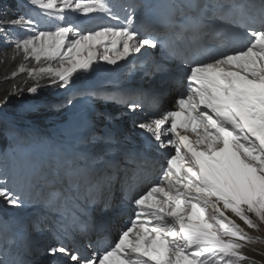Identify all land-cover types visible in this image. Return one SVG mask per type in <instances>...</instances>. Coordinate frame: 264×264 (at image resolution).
<instances>
[{
    "label": "snow or ice",
    "instance_id": "1",
    "mask_svg": "<svg viewBox=\"0 0 264 264\" xmlns=\"http://www.w3.org/2000/svg\"><path fill=\"white\" fill-rule=\"evenodd\" d=\"M27 3L57 21L54 30H40L37 21L26 14L0 20L6 54L10 49L9 59L14 62L20 57L22 61L11 77L26 73L37 82L27 88L29 93H37L40 79L49 78L53 86L67 88L75 74L91 71L94 63L116 65L142 49L158 47L163 59L176 64V70L157 63L156 72L177 83V73L182 72L186 81L176 110L136 124L158 148H172L174 154L167 157L156 183L129 197L134 206L131 226L103 252L82 255L61 245L49 248L48 255H62L72 264L246 261L242 250L255 239L246 228L258 231L264 223V0H260L258 13L232 6L227 12L196 18L191 27L199 39L190 55L177 53L153 35L154 26L152 32L142 34L131 27L130 19L129 27L81 30L65 26L69 11L101 13L118 20L108 0ZM16 28L28 34L14 38ZM166 30L162 27L160 34ZM12 94H20V89ZM7 102L6 96L0 103ZM127 106L133 112L143 107L133 102ZM10 133L20 135L16 129ZM6 183L0 184V199L7 207H23L22 197ZM87 183L85 198L97 203L98 184L91 179ZM0 264L6 262L0 259Z\"/></svg>",
    "mask_w": 264,
    "mask_h": 264
},
{
    "label": "rangeland",
    "instance_id": "2",
    "mask_svg": "<svg viewBox=\"0 0 264 264\" xmlns=\"http://www.w3.org/2000/svg\"><path fill=\"white\" fill-rule=\"evenodd\" d=\"M24 1L27 2V0ZM2 3L3 1L0 0V20H3V13L1 11ZM28 7L32 10L41 11L38 8L31 5ZM26 34L20 36H24ZM20 36L13 35L14 38ZM4 47L5 45L3 43V40L2 38H0V51L3 50ZM17 60L20 61V63L22 62L20 57H17ZM32 64H34V61L29 63L28 66L31 67ZM52 66L58 67V63L53 62ZM80 73L84 74V72H79L75 74L73 77V82L71 83L73 84V86H75V88L73 89H71L69 86L67 88H57L51 84L49 78H43L39 80V88L37 93L35 94L29 93L26 90L28 84H30V86H34L37 83L35 80L29 78L26 73L18 74V76L16 77V78L24 79L25 82L27 83V84H23L25 88L24 89L20 88L21 94L18 95L17 94L13 95L12 94L13 92L8 93L4 88L6 84L3 78H0V102H2L6 96L8 97V102L6 104L0 103V115H3L6 120H9V126L7 129L3 125L1 126V121H0V132H1L0 135H3L1 139L4 140L3 143L6 144V146H11L13 144L14 146L17 147L16 144H18L19 141L28 142L29 137H33V134L34 136H37V138H35L36 140H38V136H42L46 139L48 137H53L54 139L61 140L58 134H62L64 131L70 128V126L77 119L76 114L79 111V108H81L82 105H84L81 104L78 106H74V100L72 98V93H71V91L73 90L81 89L87 83V80L84 82L81 80L82 77ZM9 78L13 79L11 76H9ZM16 78L13 79V81L16 82L15 84H18L17 82L22 81V80L17 81ZM21 84L22 82L19 83L18 85ZM69 100H71L72 103H68ZM16 111L18 113L20 112L21 114L25 113V116L30 115L31 119L29 120L25 118L23 124L20 122H18L20 123L18 124L13 115L16 113ZM70 118H72V121L69 122ZM63 119L64 122L62 123ZM34 120H36V123H34ZM53 122H55V124H58V126H60L52 129V131L55 132L57 135H51L50 134L51 130L44 129L41 127L42 123H53ZM16 125H20L19 127L23 129L19 128L20 135L13 136L11 135L10 130L11 129L18 130ZM26 129L31 130L30 131L31 133H29V130ZM73 130L74 129H72L71 131ZM35 131H38V133H36ZM34 142L35 144H27L25 147L33 148L36 149L37 151H40L41 144L38 143L37 141ZM9 152H11V150H9ZM12 155L13 154L10 153L8 157ZM3 169H4L3 167H0V170ZM249 230L255 232V234L258 237L252 236L255 239H253V241H251L242 250L245 256L248 257V259L242 262V264H264V223L259 225L258 231L252 229Z\"/></svg>",
    "mask_w": 264,
    "mask_h": 264
},
{
    "label": "trees",
    "instance_id": "3",
    "mask_svg": "<svg viewBox=\"0 0 264 264\" xmlns=\"http://www.w3.org/2000/svg\"><path fill=\"white\" fill-rule=\"evenodd\" d=\"M3 12H4L3 13V15H4L3 16V20H7V19H12L13 18L11 16L12 10H11V8L9 6L8 7L5 6ZM10 54H11L10 50H7V54H6L5 51L4 52H0V78H3V80H4L5 84H6L4 88H5V90L8 93L13 92L15 90V88L24 89L25 86L23 84H27L25 82V80L22 79V78H16L17 81L22 80V81L17 82L18 84L22 82L21 85L15 84L16 82H14L13 79L9 78V76H11V73L17 68V65L20 63V61H18L17 58L15 59L14 62L12 60H10L9 59ZM28 87H31L30 84H28V86L26 87V90H27ZM20 94H21V92H20ZM17 111H16L15 114H13L17 123L18 122L23 123L25 121V118L29 119V120L31 119L30 115H26L25 116V113L21 114L20 112L18 113ZM41 114H43V113H41ZM34 123H36V120H34ZM52 125H53V123L52 124L42 123L41 127H51ZM2 137H3V135H0V145H5L3 143L4 140H1Z\"/></svg>",
    "mask_w": 264,
    "mask_h": 264
},
{
    "label": "bare ground",
    "instance_id": "4",
    "mask_svg": "<svg viewBox=\"0 0 264 264\" xmlns=\"http://www.w3.org/2000/svg\"><path fill=\"white\" fill-rule=\"evenodd\" d=\"M238 223H241L240 221H237ZM242 224V223H241ZM243 226V225H242ZM246 231L249 233V235H251V236H255V237H258L256 234H255V232H253V231H250L249 229H246ZM258 239V238H257Z\"/></svg>",
    "mask_w": 264,
    "mask_h": 264
}]
</instances>
